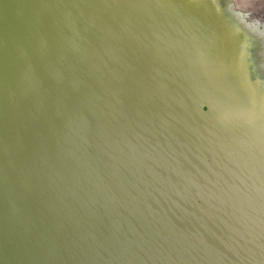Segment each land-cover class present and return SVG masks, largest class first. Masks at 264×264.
I'll list each match as a JSON object with an SVG mask.
<instances>
[{
	"label": "water",
	"instance_id": "95a60500",
	"mask_svg": "<svg viewBox=\"0 0 264 264\" xmlns=\"http://www.w3.org/2000/svg\"><path fill=\"white\" fill-rule=\"evenodd\" d=\"M261 26L0 0V264H264Z\"/></svg>",
	"mask_w": 264,
	"mask_h": 264
},
{
	"label": "rangeland",
	"instance_id": "374dc122",
	"mask_svg": "<svg viewBox=\"0 0 264 264\" xmlns=\"http://www.w3.org/2000/svg\"><path fill=\"white\" fill-rule=\"evenodd\" d=\"M232 2L235 3L236 6L247 9L256 15L257 20L264 25V0H232ZM262 32L264 33V26H262ZM260 51H262V48ZM261 55L264 57V53L262 54L261 52Z\"/></svg>",
	"mask_w": 264,
	"mask_h": 264
},
{
	"label": "snow or ice",
	"instance_id": "6c2138e0",
	"mask_svg": "<svg viewBox=\"0 0 264 264\" xmlns=\"http://www.w3.org/2000/svg\"><path fill=\"white\" fill-rule=\"evenodd\" d=\"M217 2L218 3H223V2H225V0H217ZM221 12H223V9L221 8V9H219Z\"/></svg>",
	"mask_w": 264,
	"mask_h": 264
},
{
	"label": "bare ground",
	"instance_id": "6f19581e",
	"mask_svg": "<svg viewBox=\"0 0 264 264\" xmlns=\"http://www.w3.org/2000/svg\"><path fill=\"white\" fill-rule=\"evenodd\" d=\"M263 26H264V25H263ZM261 29H262V26H261ZM261 29H260V30H261ZM262 34L264 35V33H263V32H262ZM263 53H264V49L262 48V54H263Z\"/></svg>",
	"mask_w": 264,
	"mask_h": 264
}]
</instances>
